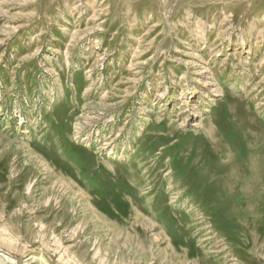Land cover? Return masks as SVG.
<instances>
[{
  "label": "rangeland",
  "instance_id": "1",
  "mask_svg": "<svg viewBox=\"0 0 264 264\" xmlns=\"http://www.w3.org/2000/svg\"><path fill=\"white\" fill-rule=\"evenodd\" d=\"M0 264H264V0H0Z\"/></svg>",
  "mask_w": 264,
  "mask_h": 264
}]
</instances>
